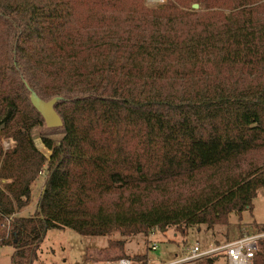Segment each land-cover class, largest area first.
I'll return each mask as SVG.
<instances>
[{
	"label": "trees",
	"instance_id": "16d2710c",
	"mask_svg": "<svg viewBox=\"0 0 264 264\" xmlns=\"http://www.w3.org/2000/svg\"><path fill=\"white\" fill-rule=\"evenodd\" d=\"M32 92L60 99L49 155ZM262 191L264 0H0V247L12 264H34L48 229L211 231ZM125 245L99 254L149 264Z\"/></svg>",
	"mask_w": 264,
	"mask_h": 264
},
{
	"label": "rangeland",
	"instance_id": "374dc122",
	"mask_svg": "<svg viewBox=\"0 0 264 264\" xmlns=\"http://www.w3.org/2000/svg\"><path fill=\"white\" fill-rule=\"evenodd\" d=\"M154 4H162L165 0H148ZM47 101V100H46ZM39 124L33 130V137L36 146L49 155L48 150L43 146L42 138L46 137L54 141H60L63 138L62 129H49L46 124L39 118L34 117ZM6 149L9 148L8 142H3ZM263 160V158H257ZM252 162V161H251ZM249 160L246 161L245 167H248ZM213 180L208 181V177L199 179L197 183V194L203 193L206 185L211 184ZM43 187V180L33 186V204L25 212V215L34 213L38 199ZM192 189L189 185L181 187L172 193L177 199L187 196ZM253 212L243 214L232 213L227 220L216 225L213 230L208 231L206 226L190 230L186 236H182L175 228L168 230L166 233L155 231L149 237L143 235L133 237H123L120 233H114L110 237H91L81 235L72 229L65 228L62 230L48 229L46 237L38 249V260L34 264H93L94 262H112L113 257H104L99 254L101 250L108 247L109 242H125V255L129 258L136 256H146L149 264H171L181 260L191 251L199 246L201 248L225 246L245 238L248 235L256 234L260 227L264 226V191L254 200ZM1 228L4 229L2 226ZM157 250H152L153 246ZM14 249L11 246L0 247V264H12L11 257ZM216 264H226L224 260Z\"/></svg>",
	"mask_w": 264,
	"mask_h": 264
},
{
	"label": "built area",
	"instance_id": "2783aa9c",
	"mask_svg": "<svg viewBox=\"0 0 264 264\" xmlns=\"http://www.w3.org/2000/svg\"><path fill=\"white\" fill-rule=\"evenodd\" d=\"M264 240V233H256L248 235L238 241L225 246L201 248L195 247L189 255L181 260L171 264H197L209 258H218L224 260L226 264H255L256 254L259 251V242ZM157 246H153L152 250H157ZM93 264H133L128 259H120L117 261L94 262Z\"/></svg>",
	"mask_w": 264,
	"mask_h": 264
},
{
	"label": "water",
	"instance_id": "95a60500",
	"mask_svg": "<svg viewBox=\"0 0 264 264\" xmlns=\"http://www.w3.org/2000/svg\"><path fill=\"white\" fill-rule=\"evenodd\" d=\"M193 8L198 10L199 5H194ZM60 99L55 98L49 101L42 100L36 92L31 93V102L34 108L42 115L47 128L60 129L63 128V121L57 113L55 107Z\"/></svg>",
	"mask_w": 264,
	"mask_h": 264
},
{
	"label": "crops",
	"instance_id": "0c3cea01",
	"mask_svg": "<svg viewBox=\"0 0 264 264\" xmlns=\"http://www.w3.org/2000/svg\"><path fill=\"white\" fill-rule=\"evenodd\" d=\"M219 261H220V259L217 262H219Z\"/></svg>",
	"mask_w": 264,
	"mask_h": 264
}]
</instances>
